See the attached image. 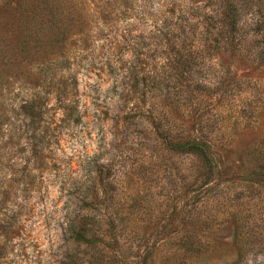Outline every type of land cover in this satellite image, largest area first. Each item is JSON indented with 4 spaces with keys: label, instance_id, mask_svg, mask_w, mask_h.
<instances>
[{
    "label": "rangeland",
    "instance_id": "obj_1",
    "mask_svg": "<svg viewBox=\"0 0 264 264\" xmlns=\"http://www.w3.org/2000/svg\"><path fill=\"white\" fill-rule=\"evenodd\" d=\"M61 4L88 35L0 90L4 138L41 146L6 149L0 264H264V0Z\"/></svg>",
    "mask_w": 264,
    "mask_h": 264
},
{
    "label": "trees",
    "instance_id": "obj_2",
    "mask_svg": "<svg viewBox=\"0 0 264 264\" xmlns=\"http://www.w3.org/2000/svg\"><path fill=\"white\" fill-rule=\"evenodd\" d=\"M103 10L105 12L101 13L102 22L110 23L115 10L106 9L105 6ZM224 18L229 28H237L235 13L231 17L230 11L224 12ZM90 21L92 19L88 12L75 6L69 8L61 4V0H0V90L4 86L3 81L62 57L64 49L70 43L69 36H87L91 30ZM27 104L28 108L34 109L30 102ZM7 137L4 138L3 128L0 126V215L12 213L17 216L25 207L9 206L8 202L10 195L17 193L19 169H15V164L5 166L3 161L7 159L6 149L17 150L21 142L20 136ZM35 138L36 135L28 137L24 148L19 150L31 147L30 151L37 152L41 146L32 142ZM42 141V144L48 145L46 136L42 137ZM204 146L205 144L199 141L178 144L183 151H187L188 147L189 150L202 151ZM1 227L8 231L14 226ZM83 229V226L78 228L75 239L84 235Z\"/></svg>",
    "mask_w": 264,
    "mask_h": 264
}]
</instances>
